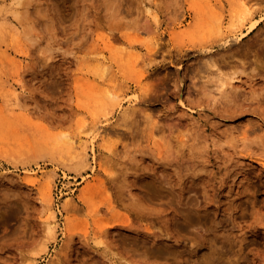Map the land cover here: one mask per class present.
Returning <instances> with one entry per match:
<instances>
[{"label": "rangeland", "instance_id": "obj_1", "mask_svg": "<svg viewBox=\"0 0 264 264\" xmlns=\"http://www.w3.org/2000/svg\"><path fill=\"white\" fill-rule=\"evenodd\" d=\"M12 1L0 264H264V0Z\"/></svg>", "mask_w": 264, "mask_h": 264}, {"label": "bare ground", "instance_id": "obj_2", "mask_svg": "<svg viewBox=\"0 0 264 264\" xmlns=\"http://www.w3.org/2000/svg\"><path fill=\"white\" fill-rule=\"evenodd\" d=\"M12 5H14L15 7L16 6H19L20 4L21 5H23V3H22V0H13L12 1V3H11ZM10 7V6H9ZM2 7V6H0V24H2L3 23V25H4V23H6V19H5V14H7V13H12V14H14V15H17L18 13L15 11V9L13 8V7ZM244 7V6H243ZM234 10H235V8H234ZM234 10H232V13H233V15H232V17H233V19L234 20H236L235 22H236V24H233L232 25V27L233 28H237V27H241V26H243V25H245L248 21H250V19L252 18V12L250 11V10H248V9H246L245 11H243V9H241L243 12H241L240 10V12H236V11H234ZM237 10V9H236ZM20 13V12H19ZM253 13H254V10H253ZM18 16H19V14H18ZM17 16V19L19 18ZM231 18V17H230ZM258 19V18H257ZM234 22V21H233ZM258 22H259V20H255V21H252V22H250V24H249V26L247 27V29L246 30H242L238 35H234V37L233 38H230V39H232L233 41H241L244 37H246L248 34H250L257 26H258ZM14 25V24H13ZM231 26V25H230ZM229 26V27H230ZM2 27V26H1ZM231 28V27H230ZM243 28H245V27H243ZM3 29V28H2ZM15 29V28H14ZM16 30V29H15ZM215 30V29H214ZM7 31H8V29H7ZM218 31V30H217ZM12 32V31H11ZM235 32H237V31H235ZM1 33V32H0ZM3 33V32H2ZM222 33V32H221ZM220 32L218 33V34H221ZM232 34V33H231ZM3 36H4V34H3ZM1 37V36H0ZM12 37V36H11ZM17 37V36H16ZM230 37V36H229ZM230 39H226V40H224L222 43H220V45L222 44V45H228V42L230 41V42H233V41H231ZM223 40V39H222ZM229 42V43H230ZM207 48V47H206ZM208 50H210V49H208ZM17 51H18V49H17ZM21 51V50H20ZM206 51V50H205ZM16 52V51H15ZM18 53H19V51H18ZM21 53V52H20ZM19 53V54H20ZM26 53V52H25ZM5 54H6V52H5ZM11 58V57H10ZM13 59H11V61H12ZM9 61H10V59H9ZM10 61V62H11ZM97 70V69H96ZM231 76H229L226 80L224 79V80H222V78H220L219 79V83L220 84H218L219 85V87L221 88V89H223L226 85H228V84H231L232 83V81H235L236 79H238V77L236 78V76L233 74H230ZM228 76V75H227ZM18 81V80H17ZM18 82H20V81H18ZM17 82V83H18ZM21 83V82H20ZM22 85V84H21ZM24 87V86H23ZM106 90V89H105ZM109 91H111V89L109 90ZM103 92H105V91H103ZM13 93V92H12ZM97 93V92H96ZM106 93H107V91H106ZM13 95H15V94H13ZM12 95V96H13ZM118 95V94H117ZM20 96V95H19ZM96 96V95H95ZM98 96V95H97ZM14 97V96H13ZM98 97H100V96H98ZM114 98H116V101L115 102H110L111 104V107L112 106H114V105H117L118 107H120V106H122L121 105V102L118 100L119 98H118V96H113ZM96 98V97H95ZM18 99V98H17ZM113 99V98H112ZM138 99V96L137 95H134L133 97H131V98H129V99H127V103L130 105V104H132V103H134V102H136V101H138L137 100ZM95 100L96 99H94L93 101L95 102ZM108 101V100H107ZM124 101V100H123ZM98 102H99V104L101 103H103L102 101H98V100H96V103L98 104ZM97 104H95V105H97ZM94 105V106H95ZM102 105H109L108 103H105V104H102ZM103 106V107H104ZM108 108V107H107ZM96 109V108H95ZM120 109V108H119ZM126 111V110H125ZM94 113V112H93ZM102 113H104V112H102ZM123 113H124V111H123ZM91 120V119H90ZM94 122V121H93ZM84 123V122H83ZM87 123V122H86ZM85 124V123H84ZM103 124H105V123H103ZM86 125H88V124H86ZM100 125V124H99ZM83 127H84V125H83ZM100 128H101V126H99ZM99 127H98V125H97V122H94L92 125H90V131H92L93 132V136H92V138H96L97 136H99L100 134H101V129L99 130ZM80 129H82V127L80 128ZM88 130H89V128H87ZM86 129V130H87ZM86 130H84V131H86ZM82 131V130H81ZM84 131H82L81 132V134L80 133H78V134H80V135H78V139L77 140H72V143H71V145H72V148H74V147H78V148H80L81 149V154H84L86 151H85V149L87 148V144H84V143H82V137H83V135L85 134V133H83ZM104 131H105V129H104ZM87 134V133H86ZM77 138V137H76ZM67 141V140H66ZM66 141H64L65 143H66ZM57 142V141H56ZM63 142V141H62ZM61 142V143H62ZM69 142V141H68ZM70 142H71V140H70ZM85 142V141H84ZM92 142V144H93V140L91 141ZM95 142V141H94ZM86 143H88V142H86ZM59 144V143H58ZM66 144H68V143H66ZM66 144H64L65 146H66ZM61 145V144H60ZM94 145V144H93ZM60 147H62V145L60 146ZM105 147V146H104ZM63 148V147H62ZM66 148H68L67 146H66ZM70 148V147H69ZM91 149H92V152H93V154H95V151H94V148H93V146L91 147ZM62 150V149H61ZM63 151V150H62ZM72 151V150H71ZM62 153V152H61ZM80 153V152H79ZM63 154V153H62ZM68 154V153H67ZM78 156H80V155H78ZM70 157V156H69ZM72 158H74V157H72ZM77 158V157H76ZM78 159H79V157H78ZM63 160V159H62ZM75 160V159H74ZM82 160V159H81ZM65 161V160H64ZM72 161V160H71ZM83 163V162H82ZM90 168V167H89ZM72 169V168H71ZM94 169V168H93ZM24 172L25 173H28L29 175L30 174H33L31 171H28V170H24ZM3 174V173H2ZM64 176V175H63ZM66 177V176H65ZM83 179H84V177H83ZM28 182V181H27ZM51 187V186H50ZM45 198H46V200L50 203L51 202V189L49 188L48 190H46L45 191ZM84 199V198H83ZM46 201V202H47ZM50 205V204H49ZM53 207V206H52ZM53 213H55V212H53ZM55 218V215L53 214L52 216H51V219H54ZM45 225V224H44ZM46 225H47V230H48V232L49 233H55V232H53L54 231V229H55V227H52V221L51 222H47L46 223ZM100 227V226H99ZM99 230H100V228H99ZM56 231V230H55ZM98 232V231H97ZM101 233V232H100ZM53 234H51L52 236L51 237H53L54 235ZM98 234V233H97ZM49 235V234H48ZM54 238V237H53ZM100 243H102V242H100ZM34 263V262H33Z\"/></svg>", "mask_w": 264, "mask_h": 264}]
</instances>
